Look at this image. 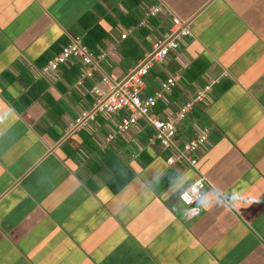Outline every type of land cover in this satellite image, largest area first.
<instances>
[{
    "label": "crops",
    "instance_id": "0c3cea01",
    "mask_svg": "<svg viewBox=\"0 0 264 264\" xmlns=\"http://www.w3.org/2000/svg\"><path fill=\"white\" fill-rule=\"evenodd\" d=\"M172 16L190 34L149 69L144 92L180 75L168 105L157 102L166 116L215 80L177 123L178 143L208 128L194 169L168 164L143 120L118 132L114 114L80 119L93 98L71 64L42 70L94 20L107 33L100 71L123 75ZM124 40L137 59L121 60ZM0 113V264H264V0H0ZM197 176L213 206L189 218L171 189ZM234 195L236 206L216 204Z\"/></svg>",
    "mask_w": 264,
    "mask_h": 264
},
{
    "label": "built area",
    "instance_id": "2783aa9c",
    "mask_svg": "<svg viewBox=\"0 0 264 264\" xmlns=\"http://www.w3.org/2000/svg\"><path fill=\"white\" fill-rule=\"evenodd\" d=\"M159 12L157 5H151L145 12V17L154 16ZM142 24V21L139 23ZM190 30L183 21L172 16L166 32L162 36L154 37L151 41L150 49L144 52L141 60L127 73L117 75L113 72H101L100 61H104L108 56V51H98L97 53L88 48L81 36H74L69 42L60 46L57 53L49 58L43 65V72L56 70L60 65L77 66L78 72L75 79V86L79 87L92 98V106L90 110H82L79 114L82 120H91L95 113L101 112L105 114H114L117 116L115 128L118 132H127L131 129L140 128L139 121L143 120L151 130L148 142L156 141L158 145L167 151L165 161L171 164L175 161L184 163L187 167L194 169L197 164L198 154L204 146L208 136V128L203 126L196 130L195 134L189 139L178 143L177 123L183 120L192 110L193 106L205 99L207 93L211 89L214 79H209L202 84L192 96L187 97L177 105L173 113L163 116L156 114L155 109L157 102L168 105V95L174 86L180 80L178 73L166 75L159 80L157 89L152 93H145L144 77L153 64L160 63L165 60L170 50L178 45L181 37L189 35ZM127 33H120V39L126 38ZM97 74V79H95ZM93 80L87 87L85 81ZM71 127L72 124L70 123ZM197 189V193H203L204 178L197 176L192 182ZM188 186V185H186ZM190 196L193 197L191 204L185 203L181 194L177 193L176 198L186 208H197L195 198L191 187L187 189ZM200 212L197 208L196 212L186 215L192 218Z\"/></svg>",
    "mask_w": 264,
    "mask_h": 264
},
{
    "label": "clouds",
    "instance_id": "9594fccd",
    "mask_svg": "<svg viewBox=\"0 0 264 264\" xmlns=\"http://www.w3.org/2000/svg\"><path fill=\"white\" fill-rule=\"evenodd\" d=\"M7 112L13 113V110L9 108ZM5 119H6V113H0V125H3L5 123ZM3 135H4V131L0 130V136H3ZM186 184L188 186H186ZM189 186L191 187L192 192L196 193V197H199V198H195L197 208L208 209L213 206V203L210 200L208 194L202 193L201 191L197 193L196 187L194 186V184H192L189 181H178L174 184L171 190L175 193L181 194L182 198L185 200V203L191 204L193 202V197L190 196L187 191ZM239 199L240 197L238 195L228 197L227 200H225L224 197H217L216 204H219L221 206L226 205L229 207H233L237 205ZM197 208H185L183 211L185 215H188V213L196 212Z\"/></svg>",
    "mask_w": 264,
    "mask_h": 264
},
{
    "label": "trees",
    "instance_id": "16d2710c",
    "mask_svg": "<svg viewBox=\"0 0 264 264\" xmlns=\"http://www.w3.org/2000/svg\"><path fill=\"white\" fill-rule=\"evenodd\" d=\"M127 1L132 6L136 5L138 2V0H127ZM93 22L91 21L83 25V28H85L86 32L82 36V40L88 48L92 49L97 53L99 51V48L100 47L102 48L103 40L107 36V33L98 24L92 26ZM123 42L125 49H122V51L120 52L121 60L124 61V59L129 55H131L134 58V60L137 59L139 57V54L134 53L137 52L135 45H132L131 42H129V40L128 41L124 40ZM74 68L75 70H78V65L74 66Z\"/></svg>",
    "mask_w": 264,
    "mask_h": 264
},
{
    "label": "rangeland",
    "instance_id": "374dc122",
    "mask_svg": "<svg viewBox=\"0 0 264 264\" xmlns=\"http://www.w3.org/2000/svg\"><path fill=\"white\" fill-rule=\"evenodd\" d=\"M183 126H184V128H188V126H190L189 124H190V120L189 119H187L186 121H184L183 123ZM183 129V128H182ZM181 129V130H182ZM183 131V130H182ZM183 207V206H182Z\"/></svg>",
    "mask_w": 264,
    "mask_h": 264
}]
</instances>
